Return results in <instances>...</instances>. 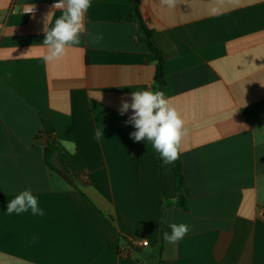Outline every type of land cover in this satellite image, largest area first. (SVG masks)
<instances>
[{
	"label": "crops",
	"instance_id": "1",
	"mask_svg": "<svg viewBox=\"0 0 264 264\" xmlns=\"http://www.w3.org/2000/svg\"><path fill=\"white\" fill-rule=\"evenodd\" d=\"M131 1L92 0L81 43L46 62L56 0H0V264H263L264 0H140L163 60L160 91L187 131L185 210L172 203L171 164L161 163L162 196L150 142L130 138L132 111L120 114L132 91L153 90L157 63ZM30 3L41 11L23 13ZM47 140L70 182L46 165ZM25 189L43 216L6 212ZM171 223L191 230L168 243ZM129 238L148 246L122 254Z\"/></svg>",
	"mask_w": 264,
	"mask_h": 264
},
{
	"label": "clouds",
	"instance_id": "2",
	"mask_svg": "<svg viewBox=\"0 0 264 264\" xmlns=\"http://www.w3.org/2000/svg\"><path fill=\"white\" fill-rule=\"evenodd\" d=\"M222 4L223 0H219ZM231 3H238L239 0H230ZM163 5L174 7L176 0H161ZM92 5V0H56L44 19L45 38L43 46L48 49L44 56L46 62H51L62 57L66 49L70 46L81 43V35L86 32L85 15ZM35 5H30L27 13L34 11ZM54 10H61L59 16H55ZM211 15H221V7H212ZM54 24L51 28L46 26V22L51 21L53 17ZM103 39L102 35L95 37V42ZM102 98V97H101ZM129 110L132 114L129 116L126 124H131L136 129L130 133V138L135 142L146 140L152 143L153 148L160 154L164 165L172 164L180 157V144L182 138L187 135L184 129V122L180 118L175 107L171 106L169 100L160 90H139L132 91L131 102L122 100L120 114L124 115ZM104 137L102 129L98 128L95 132V138ZM62 146L68 147L70 142L67 140L58 141ZM75 144H71V150L74 154ZM146 154V153H145ZM176 198H172V203H177ZM168 202L165 201V204ZM31 210L33 215H44V211L39 207V199L31 189H25L14 195L7 202L6 212L8 214H22ZM164 222L162 218V223ZM171 233L164 232L163 239L168 243H176L183 239L191 230L185 223H171L169 225ZM145 243H147L145 241Z\"/></svg>",
	"mask_w": 264,
	"mask_h": 264
},
{
	"label": "trees",
	"instance_id": "3",
	"mask_svg": "<svg viewBox=\"0 0 264 264\" xmlns=\"http://www.w3.org/2000/svg\"><path fill=\"white\" fill-rule=\"evenodd\" d=\"M129 17L130 19L137 25L138 28V37L140 40H142L149 50L153 52L156 56V67H155V77H154V86L153 91L160 90L161 86L164 83L163 80V72H162V66H163V60L160 55V53L155 49V47L151 43V35L152 30H150L147 25L144 23L141 12H140V0H132L130 4V10H129ZM151 150L156 157V168H157V181L158 186L161 191L162 196V178H161V163L162 159L160 154L153 148L152 143L150 142ZM59 153L60 149L58 145L53 140H47L45 148H44V160L46 165L56 173H58L61 177L66 179L68 182L70 180L67 178L66 175L61 174L60 168L63 167V164L59 160ZM51 161L55 163V166L52 165ZM57 163V164H56ZM173 174H174V182H175V189H176V199L177 203L176 206L180 209L185 210L187 208L186 200L183 195V187L185 185L184 177L181 173V167H180V161L179 159L171 164ZM108 224H110V219H105ZM135 249V248H134ZM156 264H161L160 258L157 256L156 258ZM264 264V262H263Z\"/></svg>",
	"mask_w": 264,
	"mask_h": 264
},
{
	"label": "built area",
	"instance_id": "4",
	"mask_svg": "<svg viewBox=\"0 0 264 264\" xmlns=\"http://www.w3.org/2000/svg\"><path fill=\"white\" fill-rule=\"evenodd\" d=\"M13 3L14 1H12V4L9 8V12L13 11ZM30 5H35L34 11L32 13H27ZM52 5H53L52 3H49L48 7L52 8ZM41 9H42V6L38 3L24 4L21 6V11L26 14L38 13L41 11ZM145 241L146 240H138L135 238H129L126 240L125 245L121 250V253L126 255V254H129L131 251H133L134 248L148 246V242L146 241L147 243H145Z\"/></svg>",
	"mask_w": 264,
	"mask_h": 264
},
{
	"label": "water",
	"instance_id": "5",
	"mask_svg": "<svg viewBox=\"0 0 264 264\" xmlns=\"http://www.w3.org/2000/svg\"><path fill=\"white\" fill-rule=\"evenodd\" d=\"M60 172L61 174L66 175L70 180H72V175L66 170V168H60Z\"/></svg>",
	"mask_w": 264,
	"mask_h": 264
}]
</instances>
